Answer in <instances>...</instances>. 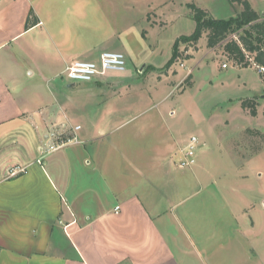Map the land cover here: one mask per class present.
I'll return each instance as SVG.
<instances>
[{"label": "crops", "instance_id": "crops-1", "mask_svg": "<svg viewBox=\"0 0 264 264\" xmlns=\"http://www.w3.org/2000/svg\"><path fill=\"white\" fill-rule=\"evenodd\" d=\"M103 2L0 0V264H264L263 225L253 220L237 239H216L197 212L201 203L177 200L174 156L188 140L170 147L163 164L147 150L122 147L140 133L104 144L110 125L134 120L141 105L106 99V91L128 92L135 74L156 91L176 88L189 74L170 85L172 71L161 79L146 71L165 64L145 63L133 45L150 46L149 36L107 24ZM32 13L38 23L28 28ZM105 52L124 53L127 71L68 80V66ZM61 108L80 123L82 143L43 155ZM15 169L25 172L11 176Z\"/></svg>", "mask_w": 264, "mask_h": 264}, {"label": "rangeland", "instance_id": "rangeland-1", "mask_svg": "<svg viewBox=\"0 0 264 264\" xmlns=\"http://www.w3.org/2000/svg\"><path fill=\"white\" fill-rule=\"evenodd\" d=\"M103 1L105 16L109 18V22H105L119 23V30L112 31L127 33L130 30L132 33L133 30L135 34L137 30L146 31L150 46L144 41L133 44L143 48L140 57L145 63L156 66L165 63L159 70L147 68L146 71H155L159 79L172 71L170 85L179 83L187 73L194 74V85L188 88H180L183 80L176 88L162 85L156 91L139 81L141 77L134 73L133 81L126 86L131 87L128 92L121 94L122 89L106 91L105 96H110L106 99L121 97L123 102L132 100L141 105L132 110L136 116L134 120L110 125L104 144L120 135L140 133L143 137L126 141L122 147L131 151L147 150L150 157L153 154L156 162L163 164L164 157L172 151L170 147L177 149L179 143L197 137L196 163L192 168L181 169L178 166L180 155L175 153L174 156L178 170L174 171L173 179L182 181L177 200H183V195L197 199L201 203L197 210L200 219H210L214 226H209V232H214L216 239H237L240 237L238 231L251 227L253 220L264 227V80L253 59L248 60V68L233 66L221 47L208 49L204 37L196 46L180 43V60L168 71L162 70L172 56L176 40L190 36L195 29L188 4H195L220 19L235 16L241 7L231 6L226 0ZM249 1L264 18V0ZM103 31L111 32L106 28ZM241 34L251 37L248 30ZM132 42H137L136 36ZM188 56L192 58L186 60ZM149 84L154 81L150 79ZM254 98L259 101L256 116L243 110L241 104L242 100ZM60 111L64 119L55 126L59 129L66 125L67 134L72 132L70 137L77 136L82 130L80 123L72 121L66 110L61 108ZM170 111L174 114L169 115ZM77 126L81 129L75 132ZM257 131L260 137L255 134ZM159 148L163 150L162 156L156 153ZM219 244L217 242L216 246Z\"/></svg>", "mask_w": 264, "mask_h": 264}, {"label": "trees", "instance_id": "trees-1", "mask_svg": "<svg viewBox=\"0 0 264 264\" xmlns=\"http://www.w3.org/2000/svg\"><path fill=\"white\" fill-rule=\"evenodd\" d=\"M226 1L231 6L239 5L241 11H236L235 16L220 19L215 18L209 11L195 4H188V8L191 10V18L195 23V29L190 36H182L176 40L171 59L162 69L163 71H168L180 60V43L196 46L204 37L207 40V48L216 49L221 47L223 55L228 61L232 62L233 66L248 68L250 65L248 60L253 59L257 68H264V18L253 8L249 0ZM37 23L38 20L32 13L27 27L30 28ZM245 30L250 32L251 37L241 34ZM146 35V31H143L142 37L144 39H146ZM234 36L236 38H233ZM191 58L192 56H188L186 60ZM262 77L264 79V74H262ZM193 85V75L190 74L180 88H188ZM241 104L243 110L252 116L257 115L258 99H245L241 101ZM255 134L261 135L259 131ZM262 141L264 142V137Z\"/></svg>", "mask_w": 264, "mask_h": 264}, {"label": "built area", "instance_id": "built-area-1", "mask_svg": "<svg viewBox=\"0 0 264 264\" xmlns=\"http://www.w3.org/2000/svg\"><path fill=\"white\" fill-rule=\"evenodd\" d=\"M127 58L122 52H105L101 55L100 60L93 61H76L71 66H68L65 75L71 82L74 83H91L100 77H105L109 73H125L127 71ZM227 68V65L223 66ZM257 68V67H256ZM260 74H264V68H257ZM66 125H62L59 129L54 126L50 129L51 145L46 149H41L43 155L53 153L58 149L71 144H80L78 136H71L66 132ZM81 127H74L75 132ZM199 140L197 137H192L186 146L179 152L178 166L181 169L192 168L196 163ZM177 164V161L175 162ZM25 172L24 169L11 170L10 175L16 176L19 173Z\"/></svg>", "mask_w": 264, "mask_h": 264}]
</instances>
